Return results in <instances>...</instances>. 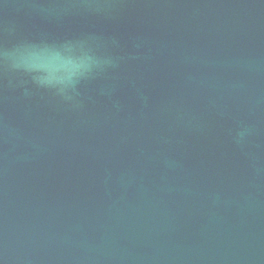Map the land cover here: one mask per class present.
Wrapping results in <instances>:
<instances>
[{"label": "water", "instance_id": "1", "mask_svg": "<svg viewBox=\"0 0 264 264\" xmlns=\"http://www.w3.org/2000/svg\"><path fill=\"white\" fill-rule=\"evenodd\" d=\"M0 264H264V0H0Z\"/></svg>", "mask_w": 264, "mask_h": 264}]
</instances>
